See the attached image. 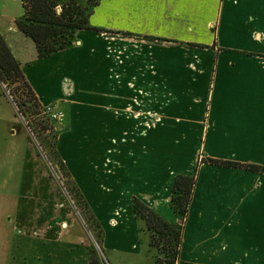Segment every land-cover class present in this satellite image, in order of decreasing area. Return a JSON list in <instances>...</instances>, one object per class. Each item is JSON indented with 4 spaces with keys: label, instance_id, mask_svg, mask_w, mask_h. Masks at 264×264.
Returning <instances> with one entry per match:
<instances>
[{
    "label": "crops",
    "instance_id": "crops-1",
    "mask_svg": "<svg viewBox=\"0 0 264 264\" xmlns=\"http://www.w3.org/2000/svg\"><path fill=\"white\" fill-rule=\"evenodd\" d=\"M22 14L0 32L40 104L62 114L56 153L109 264H157L133 201L179 225L173 181L199 156L264 169V0H100L91 29L47 57L16 27ZM0 98V264H92L88 237ZM175 264H264V172L199 165Z\"/></svg>",
    "mask_w": 264,
    "mask_h": 264
},
{
    "label": "trees",
    "instance_id": "trees-1",
    "mask_svg": "<svg viewBox=\"0 0 264 264\" xmlns=\"http://www.w3.org/2000/svg\"><path fill=\"white\" fill-rule=\"evenodd\" d=\"M19 1L23 9V15L15 20V25L21 33L34 42L39 57H47L70 46L78 30L91 29L88 18L100 0ZM0 82L19 84L21 95L25 97V100L21 99L19 105L14 102L19 112L25 120L24 111L30 112L35 116L33 121L38 130L41 132H52L55 137L53 124L42 115L43 106L26 80L19 62L14 58L1 32ZM22 108L24 109L22 110ZM55 139L57 140V137ZM210 163L230 167H244L253 171L264 172V169L256 166H242L218 160H211ZM195 184L196 179L192 175L180 174L174 178L171 203L177 214L182 218H185L188 214ZM133 206L135 213L144 219L146 223V227L150 232L151 245L157 246L155 244V237L157 236L158 241L162 244L161 248L163 251L171 255L167 259V264H175L181 245L182 226L168 223L138 200L133 201ZM86 208L88 207L86 206ZM91 216L93 215L91 214ZM156 262L157 264L162 263L160 258H157Z\"/></svg>",
    "mask_w": 264,
    "mask_h": 264
},
{
    "label": "rangeland",
    "instance_id": "rangeland-1",
    "mask_svg": "<svg viewBox=\"0 0 264 264\" xmlns=\"http://www.w3.org/2000/svg\"><path fill=\"white\" fill-rule=\"evenodd\" d=\"M22 10V6L19 0H0V22L6 17H12L14 15H17L18 12ZM23 15V14H22ZM20 85L15 83H8V82H0V92L4 94L9 100V106L11 112L13 111L14 105L13 102H15L17 105H19V102L22 100H25V97L21 95V90H19ZM11 94V95H9ZM12 96V97H11ZM11 97V98H10ZM19 97V98H17ZM13 98V99H12ZM12 99V101H11ZM1 104H6L4 100L2 101V98H0ZM13 106V107H12ZM9 109V108H8ZM24 108H22L23 110ZM2 112H5V108H1ZM15 111V108H14ZM10 111L7 110V113ZM24 115L26 117V120L29 122V128L33 132V137H31L30 142L34 146L37 155L41 162L43 163L47 175L49 176L50 179H52L58 189V192L60 196L64 199L66 204L69 207V210L73 214V217L77 220L78 224L80 227L84 230L86 236L88 237V242L89 246L91 248V253H92V263L97 264H109L108 261L106 260V255L104 253V246H103V239H104V233L102 232L99 224L96 222L93 216H91V211L89 208H86L87 204L84 200V198L81 196L80 192L75 188V186L71 183V179L67 174L66 168L64 166V163H62L56 154V149H55V137H57L58 130L63 127V120L59 124L52 123L53 126L55 127V137L52 132H41L38 130V128L35 125L34 120V115H32L28 111H24ZM46 160L51 161L53 165H57L59 167L60 173L62 174V183L63 185L61 186L60 181L56 178V173L53 172L51 168H49ZM212 159L204 160L200 156L198 157L197 160V166L195 171L193 172V175L196 179L197 175V168L201 163L208 162L210 163ZM64 187V188H63ZM176 211V210H175ZM177 213V211H176ZM188 216V214H187ZM187 216L185 218L180 217V222L179 225L182 226L185 223V220L187 219ZM99 227V228H98ZM155 244L157 245L156 248L158 250V255L161 259V264H167V259L171 257L170 254H166V252L163 251L162 244L158 241V237H155ZM145 261L146 258H139L137 259L138 264ZM97 262H96V261ZM157 261V260H156Z\"/></svg>",
    "mask_w": 264,
    "mask_h": 264
},
{
    "label": "built area",
    "instance_id": "built-area-1",
    "mask_svg": "<svg viewBox=\"0 0 264 264\" xmlns=\"http://www.w3.org/2000/svg\"><path fill=\"white\" fill-rule=\"evenodd\" d=\"M11 101H12V99H11ZM13 105L15 108V113H16L17 117L23 122V124H24V126L28 132V135H30L34 139V137H33L34 134H33L32 130L29 128L28 121H26L25 118L22 116V114L19 112V109L15 105L14 102H13ZM42 115L45 116L46 118H48L51 123L59 124L62 121V114L58 110L56 105L43 106L42 107ZM54 130H55V127H54ZM31 137H29V139H31ZM46 162H47L49 168H51L53 170V172L56 173V178L60 181L61 186H62L63 185V183H62L63 177H62V174L60 173L59 167L57 165H53L51 163V161H49V160H46Z\"/></svg>",
    "mask_w": 264,
    "mask_h": 264
}]
</instances>
